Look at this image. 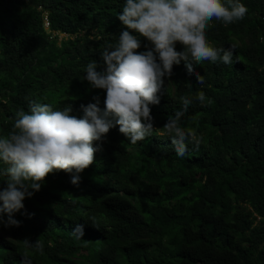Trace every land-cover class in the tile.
<instances>
[{
	"label": "trees",
	"instance_id": "trees-1",
	"mask_svg": "<svg viewBox=\"0 0 264 264\" xmlns=\"http://www.w3.org/2000/svg\"><path fill=\"white\" fill-rule=\"evenodd\" d=\"M124 2L0 0V135L33 103L71 107L77 118L95 97L105 108L106 90L85 79L86 66L95 61L105 71L102 50L127 30L118 19ZM240 2L243 20L207 30L214 47L237 45L232 65H174L160 104L150 105L153 134L132 144L112 128L94 142L95 162L79 187L68 173H50L14 214L21 225L0 224V264H21L25 253L32 264H264V0ZM138 38L139 53L152 47ZM201 91L210 105L195 99ZM183 97L193 102L182 126L203 143L180 158L163 127ZM78 223L83 237L73 232ZM26 240L41 241L44 253Z\"/></svg>",
	"mask_w": 264,
	"mask_h": 264
},
{
	"label": "clouds",
	"instance_id": "clouds-1",
	"mask_svg": "<svg viewBox=\"0 0 264 264\" xmlns=\"http://www.w3.org/2000/svg\"><path fill=\"white\" fill-rule=\"evenodd\" d=\"M247 13L240 0H125L118 19L127 30L121 31L114 46L102 50L105 71H97L95 61L86 66L85 79L93 88L106 90L105 108L98 106L100 100L95 97L96 103L82 106L83 118H77L71 114V107L54 110L52 104L33 103L30 112L15 114L7 135H0V175L7 177V187L0 189V224L21 225L14 214L25 208L26 198L41 190L50 173H68L71 183L79 187L81 174L95 162L98 148L94 142L102 141L117 125L132 144L150 137L155 130L150 105L160 104L164 77L170 78L174 65L181 60L232 65L237 45L216 48L207 30L213 21L227 26L243 20ZM138 36L146 38L152 47L139 53ZM177 43L183 45V51H177ZM186 67L189 75L193 74V65L187 63ZM195 75L203 85L204 76ZM195 99L202 106L211 104L203 91ZM192 102V98L183 97V108L169 116L163 127L180 158L190 155V146L199 150L203 143L201 136L181 123ZM73 232L83 237L84 225L78 223ZM25 244L44 253L39 240H26ZM21 264H32L27 253Z\"/></svg>",
	"mask_w": 264,
	"mask_h": 264
},
{
	"label": "rangeland",
	"instance_id": "rangeland-1",
	"mask_svg": "<svg viewBox=\"0 0 264 264\" xmlns=\"http://www.w3.org/2000/svg\"><path fill=\"white\" fill-rule=\"evenodd\" d=\"M59 36V42L65 40L67 41L68 40V37L66 35H58Z\"/></svg>",
	"mask_w": 264,
	"mask_h": 264
},
{
	"label": "built area",
	"instance_id": "built-area-1",
	"mask_svg": "<svg viewBox=\"0 0 264 264\" xmlns=\"http://www.w3.org/2000/svg\"><path fill=\"white\" fill-rule=\"evenodd\" d=\"M45 21H46V24H45V25H46V28L49 29V23H48V20L46 19Z\"/></svg>",
	"mask_w": 264,
	"mask_h": 264
}]
</instances>
